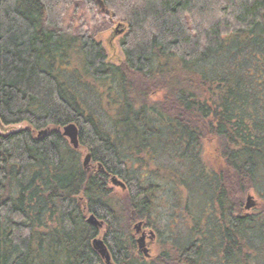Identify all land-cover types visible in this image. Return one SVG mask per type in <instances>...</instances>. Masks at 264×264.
Here are the masks:
<instances>
[{"label":"trees","instance_id":"obj_1","mask_svg":"<svg viewBox=\"0 0 264 264\" xmlns=\"http://www.w3.org/2000/svg\"><path fill=\"white\" fill-rule=\"evenodd\" d=\"M113 22L120 65L92 35ZM22 123L0 132V264H105L96 238L110 264H198L207 242L247 264L248 234L264 245V198L257 219L243 208L264 187V0H0V127ZM158 192L201 213L183 255L147 261L132 227L155 230Z\"/></svg>","mask_w":264,"mask_h":264},{"label":"rangeland","instance_id":"obj_2","mask_svg":"<svg viewBox=\"0 0 264 264\" xmlns=\"http://www.w3.org/2000/svg\"><path fill=\"white\" fill-rule=\"evenodd\" d=\"M68 18L69 17H66L65 19V28L70 23L69 22L70 20ZM121 30L124 32H121ZM125 30H126V26L124 23L113 22L111 25L107 27L106 26L102 28L97 27L96 29L92 31V35L94 39L103 46L105 53L107 55L108 62L111 64L120 65L123 62V55H122V51L120 48V39L124 35ZM26 126L27 125L25 123H22V124L15 125V126L0 127V132L9 133L11 131H18L20 129L25 128ZM77 150H81V148L80 149L78 148ZM85 156H86V153H84L83 160ZM91 167L92 165L89 162V165L87 166L86 169H89ZM112 187H114L117 191H120L122 189V187H119L118 185H114V184H112ZM163 194L164 193L162 192L160 193L158 192L156 193V195H154L156 199H155V204H154V208L152 210L151 219H150L155 229V230L153 229L151 230H153L154 233L156 234V238L150 239L146 235L145 233L146 230H143L144 222H141L142 226H141V230L139 233H136V231L134 230V226L137 223H139L138 220H136L135 224L132 227L135 240L141 238L142 235L144 236L143 238L144 249L147 250L148 255H149L148 257L151 260L159 256L160 252L163 253L170 249L172 250H175L177 248L179 249L180 244H184V243H187V241H190L188 239L191 238V234H192L191 227L197 224L196 215L198 214L199 210H196V208L195 209L193 208L191 212V217H193V220H192L190 219L188 215L186 216L185 212H182L179 209L172 210V207L174 206V204H176V201H175L176 198L172 200L167 197L165 203L161 200L157 202V197L161 195L163 196ZM248 196H251L253 206L250 209L246 210L245 206H246V201H247ZM262 198H264V187L258 192L257 186H256V190L248 192V194L245 197L244 203H243V208L247 212L246 214L248 216L254 215L255 212H259L260 205L263 200ZM167 203H168V206L165 207V204ZM254 209H256L257 211H254ZM214 210L215 209H214L213 204H211L209 209L206 210L207 214H210L211 216L210 222H213V220H216V218H218ZM199 213L201 212L199 211ZM257 214L258 213H256V216ZM172 220L179 222L180 225L176 223L172 225ZM199 229H200V232L207 233V228L201 224L199 226ZM210 233L212 234L211 228H210ZM200 237L205 238L204 234H202ZM248 237H249L250 246L246 247L245 244H243L244 249H242L244 250L245 254H249V257L246 259L245 262L248 261L247 264H264V245L263 243L261 244L259 239L258 238L256 239L255 234H253L252 232L248 234ZM198 242L199 241H197V243ZM206 244H207L206 247L203 248L206 254H203L204 256H203L202 263L203 264H217L218 261H215L209 255L212 253V250H214L213 257L214 258L216 257L215 248H212L211 251L208 253V249L210 250L209 248L210 243L207 242ZM139 251L141 252V250ZM141 254L143 253L141 252ZM209 259H211V261Z\"/></svg>","mask_w":264,"mask_h":264},{"label":"water","instance_id":"obj_3","mask_svg":"<svg viewBox=\"0 0 264 264\" xmlns=\"http://www.w3.org/2000/svg\"><path fill=\"white\" fill-rule=\"evenodd\" d=\"M101 4V3H100ZM103 10V9H102ZM62 135L68 139V142L70 143V145L72 146L73 149H78L79 143H78V129L75 126V124H67L62 128ZM91 160V156L90 154H86V156L84 157L83 160V166L85 168H87V166L89 165V162ZM112 184L117 185L119 184V181L115 178L111 179ZM253 206V202L251 200V196L247 197V201H246V206L245 209L248 210ZM87 223H89L90 225L96 226L98 228H102V223L99 222L93 215L88 216L87 218ZM141 226L142 223L139 222L134 226V230L136 231V233H139L141 230ZM143 238L144 236L142 235L141 238L137 239V246L138 249L141 250V252L143 253L144 257H148V252L146 249H144V245H143ZM92 245H93V249L99 254V256L101 257V259L105 262V264H110V255L109 252L104 244V242L102 241V239L100 238H96L92 241Z\"/></svg>","mask_w":264,"mask_h":264},{"label":"flooded vegetation","instance_id":"obj_4","mask_svg":"<svg viewBox=\"0 0 264 264\" xmlns=\"http://www.w3.org/2000/svg\"><path fill=\"white\" fill-rule=\"evenodd\" d=\"M254 211H257L256 209H254ZM256 213L257 212H255L254 213V216L256 217V219H257V216H256ZM206 215H210V214H207L206 213ZM257 221V220H256ZM139 222H141V221H139ZM145 222H144V224H143V230H146V235L151 239V238H156V234L154 233V231L153 230H151V229H149V228H146L145 227ZM255 234V237H256V239H257V234L256 233H254ZM202 234L200 233V235L199 236H201ZM206 243V242H205ZM198 250H200L199 251V253H201V252H203L204 254H206V252L204 251V249L202 248V249H198ZM182 249H179V250H177L176 252H177V254H178V256L179 255H183L182 254ZM210 252V250H208V253ZM183 253H184V251H183ZM211 257H212V259H214L215 261H218V260H216V259H219V257H217V256H219L220 255V252L216 255V257L214 258L213 257V255H212V253L211 254H209ZM242 255L244 256L245 255V253H244V250H242ZM147 261H149V260H151V259H149V257H147ZM210 261H211V259H209ZM213 260V261H214ZM202 262H203V255H201V256H199L198 257V260H197V263L198 264H202ZM217 264H222V261H220V259H219V261H218V263Z\"/></svg>","mask_w":264,"mask_h":264},{"label":"bare ground","instance_id":"obj_5","mask_svg":"<svg viewBox=\"0 0 264 264\" xmlns=\"http://www.w3.org/2000/svg\"><path fill=\"white\" fill-rule=\"evenodd\" d=\"M98 2H100V0H97ZM121 32H124V31H122L121 30ZM63 136V135H62ZM64 137V136H63ZM65 138V137H64ZM67 139V138H66ZM67 141H68V139H67ZM69 143V142H68ZM69 145H70V143H69ZM71 146V145H70ZM72 147V146H71ZM77 150V149H76ZM114 178V177H113ZM111 184H112V182H111ZM119 187H123V184L121 183V182H119V184H117ZM136 245H137V242H136ZM138 247V246H137Z\"/></svg>","mask_w":264,"mask_h":264}]
</instances>
